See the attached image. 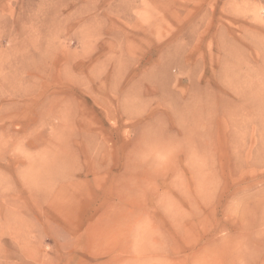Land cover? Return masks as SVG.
<instances>
[{"label":"rangeland","instance_id":"374dc122","mask_svg":"<svg viewBox=\"0 0 264 264\" xmlns=\"http://www.w3.org/2000/svg\"><path fill=\"white\" fill-rule=\"evenodd\" d=\"M0 264H264V0H0Z\"/></svg>","mask_w":264,"mask_h":264},{"label":"bare ground","instance_id":"6f19581e","mask_svg":"<svg viewBox=\"0 0 264 264\" xmlns=\"http://www.w3.org/2000/svg\"><path fill=\"white\" fill-rule=\"evenodd\" d=\"M252 77V76H251ZM262 91V90H261ZM251 95V94H250ZM253 95V94H252ZM257 96V95H256ZM248 97V96H247ZM248 99V98H247ZM240 103H242V102H240ZM260 116V115H259ZM226 121V120H225Z\"/></svg>","mask_w":264,"mask_h":264}]
</instances>
